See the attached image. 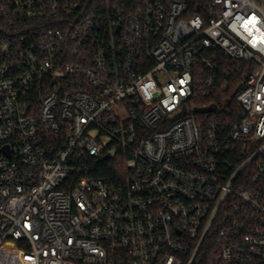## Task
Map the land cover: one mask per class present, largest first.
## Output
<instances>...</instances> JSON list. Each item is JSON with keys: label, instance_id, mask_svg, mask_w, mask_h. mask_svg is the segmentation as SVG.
Returning <instances> with one entry per match:
<instances>
[{"label": "built area", "instance_id": "obj_1", "mask_svg": "<svg viewBox=\"0 0 264 264\" xmlns=\"http://www.w3.org/2000/svg\"><path fill=\"white\" fill-rule=\"evenodd\" d=\"M200 253L264 264V0H0V264Z\"/></svg>", "mask_w": 264, "mask_h": 264}, {"label": "trees", "instance_id": "obj_2", "mask_svg": "<svg viewBox=\"0 0 264 264\" xmlns=\"http://www.w3.org/2000/svg\"><path fill=\"white\" fill-rule=\"evenodd\" d=\"M207 101L211 102L215 101V99H209ZM90 164H92V170L86 173L88 176L103 178L111 183H115L119 176L124 175V155L122 152L117 153L111 158H92L90 159ZM211 260L212 258L210 256H203L200 253L194 264H208Z\"/></svg>", "mask_w": 264, "mask_h": 264}, {"label": "water", "instance_id": "obj_3", "mask_svg": "<svg viewBox=\"0 0 264 264\" xmlns=\"http://www.w3.org/2000/svg\"><path fill=\"white\" fill-rule=\"evenodd\" d=\"M240 89V88H239ZM238 89V90H239ZM237 90V91H238ZM216 110V106L215 105H211L209 107H205V108H197V112H200V113H204V112H212V111H215Z\"/></svg>", "mask_w": 264, "mask_h": 264}]
</instances>
